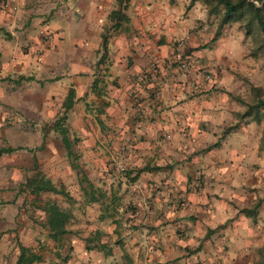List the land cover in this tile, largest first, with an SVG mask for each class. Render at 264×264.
Masks as SVG:
<instances>
[{
    "label": "crops",
    "instance_id": "obj_1",
    "mask_svg": "<svg viewBox=\"0 0 264 264\" xmlns=\"http://www.w3.org/2000/svg\"><path fill=\"white\" fill-rule=\"evenodd\" d=\"M214 34L201 1L0 0V264L20 248L32 264H239L264 248V132L229 128L240 82Z\"/></svg>",
    "mask_w": 264,
    "mask_h": 264
},
{
    "label": "trees",
    "instance_id": "obj_2",
    "mask_svg": "<svg viewBox=\"0 0 264 264\" xmlns=\"http://www.w3.org/2000/svg\"><path fill=\"white\" fill-rule=\"evenodd\" d=\"M122 0H118V4H121ZM195 1H201L208 16H215L218 18L215 34L211 40V43L215 42L220 36L221 30L228 23L234 22L238 24L240 30L244 32L246 36H252L255 42L258 44V48L264 47V0H189V5ZM119 20L121 18L120 10L111 12L110 19ZM117 25L114 24V27ZM258 90H256L257 92ZM69 96V95H68ZM259 112H264V98L259 95L255 96L252 103L247 104L245 112L242 114V118L247 116L257 117ZM63 118L60 122H57L54 127L57 128L61 134L62 141L66 144L65 130L62 128ZM12 150L6 149L5 152H11ZM46 214L45 224L48 231L52 235H63V224L66 216L60 212L53 205H46L44 208ZM38 258L30 253L28 250L20 248L16 264H32L36 262Z\"/></svg>",
    "mask_w": 264,
    "mask_h": 264
},
{
    "label": "rangeland",
    "instance_id": "obj_3",
    "mask_svg": "<svg viewBox=\"0 0 264 264\" xmlns=\"http://www.w3.org/2000/svg\"><path fill=\"white\" fill-rule=\"evenodd\" d=\"M210 18L215 23L216 31L218 18L215 16H210ZM220 36L225 37L228 43L233 44L229 51L230 60L226 65V71L232 76V81L240 82V87L234 90V96H232L241 110L236 116V120H239V122L236 121L229 128H236L242 122L248 120L263 133L264 112H259L256 118L252 116L242 118V114L245 112L247 104L254 101L256 95L264 98V47L258 48L254 38L246 36L239 29L238 24L234 22L225 25ZM238 51H240V54ZM256 90L258 91L256 92ZM262 140H264V135ZM262 224L264 226V222ZM239 264H264V248L250 252L249 257Z\"/></svg>",
    "mask_w": 264,
    "mask_h": 264
},
{
    "label": "built area",
    "instance_id": "obj_4",
    "mask_svg": "<svg viewBox=\"0 0 264 264\" xmlns=\"http://www.w3.org/2000/svg\"><path fill=\"white\" fill-rule=\"evenodd\" d=\"M7 5L6 4H3V7H6ZM181 67H184V65H182Z\"/></svg>",
    "mask_w": 264,
    "mask_h": 264
}]
</instances>
